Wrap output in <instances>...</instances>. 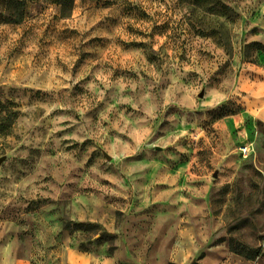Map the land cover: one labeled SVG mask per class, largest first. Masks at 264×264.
<instances>
[{
    "label": "rangeland",
    "instance_id": "rangeland-1",
    "mask_svg": "<svg viewBox=\"0 0 264 264\" xmlns=\"http://www.w3.org/2000/svg\"><path fill=\"white\" fill-rule=\"evenodd\" d=\"M17 1L0 227L22 256L264 264V0Z\"/></svg>",
    "mask_w": 264,
    "mask_h": 264
},
{
    "label": "crops",
    "instance_id": "crops-1",
    "mask_svg": "<svg viewBox=\"0 0 264 264\" xmlns=\"http://www.w3.org/2000/svg\"><path fill=\"white\" fill-rule=\"evenodd\" d=\"M0 264H31L21 254L20 231L12 222L0 227Z\"/></svg>",
    "mask_w": 264,
    "mask_h": 264
},
{
    "label": "trees",
    "instance_id": "trees-1",
    "mask_svg": "<svg viewBox=\"0 0 264 264\" xmlns=\"http://www.w3.org/2000/svg\"><path fill=\"white\" fill-rule=\"evenodd\" d=\"M10 4H12V5H18V1L17 0H10ZM19 9L20 8H17L16 10L18 11ZM20 21L21 20L15 21V23H19ZM255 253L257 254V256H259V255H261L262 250L259 249V250L255 251ZM193 264H198V263L194 262Z\"/></svg>",
    "mask_w": 264,
    "mask_h": 264
},
{
    "label": "built area",
    "instance_id": "built-area-1",
    "mask_svg": "<svg viewBox=\"0 0 264 264\" xmlns=\"http://www.w3.org/2000/svg\"><path fill=\"white\" fill-rule=\"evenodd\" d=\"M241 154L243 155L245 159H247L252 155V152L248 147H245L241 150Z\"/></svg>",
    "mask_w": 264,
    "mask_h": 264
},
{
    "label": "water",
    "instance_id": "water-1",
    "mask_svg": "<svg viewBox=\"0 0 264 264\" xmlns=\"http://www.w3.org/2000/svg\"><path fill=\"white\" fill-rule=\"evenodd\" d=\"M201 96H203V95H201Z\"/></svg>",
    "mask_w": 264,
    "mask_h": 264
}]
</instances>
